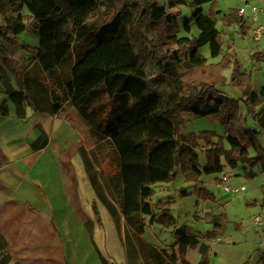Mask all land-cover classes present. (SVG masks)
<instances>
[{
    "label": "trees",
    "instance_id": "16d2710c",
    "mask_svg": "<svg viewBox=\"0 0 264 264\" xmlns=\"http://www.w3.org/2000/svg\"><path fill=\"white\" fill-rule=\"evenodd\" d=\"M165 1L167 8L158 0H0V35L18 46L19 36L28 31V17L38 39L37 47L20 45L29 53L22 65L0 52L19 88L12 87L1 67L0 87L17 119H25L31 106L37 113L66 121L72 111L81 120L86 147L79 146L76 153L117 234L123 228L126 264H190L186 251L195 248L200 255L197 264H210V246L201 242L211 244L224 236L226 215L214 216L204 234H186L184 227H174V244L160 250L143 238L146 228H170L176 219L170 212L171 200L151 202L152 187L174 182L180 171L201 200L216 203L201 177L221 174L222 160L231 169L239 163L264 165V110L257 113L259 103L264 104V88L257 101L251 74L242 70L230 48L224 49L216 0ZM204 5H209L208 13ZM182 7L191 10L183 26ZM221 24L238 27L243 36L249 31L236 9L224 15ZM193 26L197 36H190ZM204 47L217 62L200 54ZM226 71L241 98L231 99L221 90ZM187 113L216 116L226 138L207 130L182 135V114ZM0 115H8L7 102L0 104ZM250 118L255 119L253 124ZM47 145L42 133L32 149L38 152ZM200 148L204 164L197 153ZM246 150L255 156L247 158L242 154ZM190 196L185 191L179 194ZM92 210L100 223L96 202ZM92 225L91 220L83 222L99 263L116 264L99 251ZM11 262L8 243L0 234V264Z\"/></svg>",
    "mask_w": 264,
    "mask_h": 264
},
{
    "label": "rangeland",
    "instance_id": "374dc122",
    "mask_svg": "<svg viewBox=\"0 0 264 264\" xmlns=\"http://www.w3.org/2000/svg\"><path fill=\"white\" fill-rule=\"evenodd\" d=\"M192 1L189 0V2ZM246 1H248L250 7H256L262 13L264 12V0H216L217 11L220 13L217 29L224 32V49L230 48L242 70L251 74L253 92L257 101H260V94L264 88V29L260 42H254L252 34L254 24L253 26H247L250 31L245 36L240 34L238 27L224 28L221 24V18L224 15L228 14L231 9H241L245 6ZM158 4L167 8L165 0H158ZM180 9L182 16L179 23L183 26L190 18L191 10L186 7ZM202 9L205 13H208L209 5H204ZM23 14H27L26 11ZM26 24L28 31L19 38L20 43L18 46L11 45L0 35L1 54L7 59L17 61L20 65L24 64L26 60L24 56H29V53H25L20 49V45L34 46L37 43V37L31 32V19L28 17L26 18ZM256 26L264 27V16L262 14L258 15ZM197 34V29L193 26L190 36H197ZM181 36L186 35L182 33ZM89 47L91 45L81 49L84 50ZM23 53L26 55H23ZM200 54L207 58L208 62L218 61V59H210L208 47L202 48ZM0 67L8 77L10 84H14L16 88H19L15 73L4 64L1 56ZM224 76L226 84L221 90L231 99L241 98V93L234 89L229 82L230 71H226ZM32 90L33 86L29 85L27 93L31 95ZM259 104L258 114L264 109V104L261 102ZM244 112L245 107L241 104V113L244 114ZM13 114L12 109V116ZM215 117L209 118L201 114L191 113L182 114L185 124L181 134L186 135L207 130L213 131L225 139L226 132ZM50 118H47L44 114L30 113L23 121L10 118L0 121V134L4 142L9 145L8 147L12 152L10 156L13 160L29 155L30 145L42 133L47 136L48 143L50 142L37 161L36 174L34 173L36 178L32 177L43 188L47 202L46 206L43 205L44 208L41 204L42 201L37 200L36 202L40 209V218L47 220L52 218L56 222L65 244V250L70 254L74 264H99L86 229L82 224L87 220L92 221L93 239L101 254L112 262L115 261L118 264L124 262L126 264L123 228L121 234H117L107 211L96 199L86 179L80 157L76 153L79 146L84 145L86 147V140L82 135L85 131L83 123L72 111L67 115L70 121L55 117ZM250 122L253 124L255 119L250 118ZM199 144L201 147L204 146L203 142H199ZM224 146L226 149L228 148L225 142ZM197 153L201 163H203V148H200ZM242 154L247 158L255 156L252 150L243 151ZM222 162L226 167L224 180H221L220 184L215 179L210 178L211 176H204L201 182L203 186L205 185L204 188L209 190L212 195L214 194L213 196H215L217 202L222 201L224 203L228 201L226 209L216 210L217 207L211 202L201 200L198 197L197 193L199 191L197 188L192 183H186L180 171H178L174 182L157 184L152 187L155 195L151 200L153 204L157 201L166 202L171 200L170 208L172 214L176 217V224L170 228H163L159 225L147 227L145 240L154 242L158 248L166 249L175 242L171 234L174 227L178 229L184 227L185 231L188 229L190 233L194 234L196 232H207L211 228L209 219L210 211L213 210L214 214L224 213L228 223L227 236L213 242L210 247L211 254L212 252L215 254L214 257L210 258V264H243L246 261L248 264H260V259L264 257V231L253 224V219L264 210V165L255 163L254 166H249L246 163H239L237 169L232 170L224 160ZM238 170L244 175H231ZM226 175H228L227 178L229 177L227 184ZM19 178L20 176H15V179ZM21 186L18 190L19 196L28 198L32 194L29 181L25 180ZM224 187L230 188L231 192H223L222 188ZM241 187L245 188L244 192L240 191ZM182 191L192 192L195 197L197 196L200 203L193 200L192 193L190 198L179 197ZM93 202H96L100 223H97V218L93 214ZM199 204L203 205L201 209ZM57 235L56 238L58 239L59 236ZM197 253L198 248L187 250V259L193 264L197 260H195Z\"/></svg>",
    "mask_w": 264,
    "mask_h": 264
},
{
    "label": "crops",
    "instance_id": "0c3cea01",
    "mask_svg": "<svg viewBox=\"0 0 264 264\" xmlns=\"http://www.w3.org/2000/svg\"><path fill=\"white\" fill-rule=\"evenodd\" d=\"M259 14H262V16H264V12L263 13L260 12ZM258 15H257V21H258ZM245 24L246 26H249V25L252 26V24L247 22L246 20H245ZM249 31H250V28H249ZM23 35L24 34H22L21 36ZM21 36H19V38ZM37 45H38V39L34 47H37ZM23 55H26V54L23 53ZM24 57L25 59L29 58V56H24ZM12 87L18 90V88H16L14 84H12ZM2 102H7L8 115L5 117L0 115V121H2V119H7V118L17 119L15 117L14 105L10 101H8V99L6 98L4 94L2 87H0V104ZM12 109L14 111L13 116H12ZM263 110H261V112ZM30 113L36 114L37 112H35L31 106L28 107L26 110V117L25 119H22V121L26 120V118L29 116ZM40 114H43V113H40ZM44 115H46V117L49 119H51L50 117H52L47 114H44ZM212 117L214 116H210L209 118H212ZM17 120H20V119H17ZM199 142H202V141H199ZM49 144L50 142L44 149L38 152L33 151L32 145H30L31 150H30L29 155H26L20 159L13 160L10 156L12 152L10 151L8 147L9 145L7 144V142H4L3 137L0 134V234L5 238V240L8 243V252L11 255L12 263H15V262L20 263V264H72L73 263V259H71L70 254L67 253V251L65 250V244L62 239V235L57 227L56 222H54L52 218L48 220L40 218V209L37 206L38 203H36L37 200H40V202L42 201L41 202L42 206L43 205L46 206V203H47L45 200L46 198H45V193L43 191V188L41 187V185L37 183L35 179H32V177H35L34 173L36 174L37 161L41 158V155L43 154L45 149L49 146ZM202 164H204V162ZM225 167L226 166L224 165V170H225ZM34 168H35V171H34ZM236 169L237 168L232 169V170H236ZM224 170L221 174L212 175L210 178L224 180L223 179V176L225 174ZM16 175L20 176V178L15 179ZM220 175L222 176L220 177ZM231 175L239 176V175H244V174H241V172L238 170L237 172H234ZM227 176L228 175H226V178ZM203 178L204 176L201 177V181L203 180ZM228 179L229 177L226 180V184L228 182ZM25 180H28L31 185L30 190L32 191V194L28 198L19 196V193H18L19 188L22 187L21 184H23ZM222 191H223V188H222ZM72 192H74V190H72ZM189 193H192V192H189ZM192 198L196 202L200 203L197 196L195 197V194L193 193H192ZM212 204L217 207L216 210H220L221 208L222 210H225L226 205L228 204V201L223 203L222 201L217 202L216 200V203H212ZM42 206L40 207L42 208ZM201 206L203 205L199 204L200 209H201ZM170 212L172 214L171 208H170ZM210 213L211 215H210L209 220H210L211 227H212V218L220 214H214L213 210H211ZM221 214H224V213H221ZM172 215L173 217H175L174 214ZM200 219L202 220L203 218L201 217ZM146 230H145V233H146ZM185 232L186 234H194V233H190L188 229H186ZM56 233L57 234L59 233V235H57ZM198 233L204 234L205 232L203 233L196 232L195 235ZM226 233H227V228H226V231L223 237L227 236ZM56 235L59 236L58 239L56 238ZM143 238L145 239V234ZM146 241L151 245L154 244V242L150 240H146ZM201 244L209 245L211 247L213 243L208 244L206 242H201ZM153 246L158 248L156 244H154ZM158 249L162 250L164 248H158ZM214 256L215 254L213 252L211 254L210 252V258ZM187 258L188 256H187V251H186V259ZM195 260H196L195 264H197L200 260L199 252L197 253L195 257ZM187 261L190 264H193L188 259ZM110 262L112 261L110 260ZM114 263L118 264L115 261ZM120 264H124V262H121Z\"/></svg>",
    "mask_w": 264,
    "mask_h": 264
},
{
    "label": "built area",
    "instance_id": "2783aa9c",
    "mask_svg": "<svg viewBox=\"0 0 264 264\" xmlns=\"http://www.w3.org/2000/svg\"><path fill=\"white\" fill-rule=\"evenodd\" d=\"M248 11V13H246ZM258 8L250 7L248 2H245V6L238 10V14L240 17L244 18L247 22L251 23L252 26L254 24V29L252 31L253 41L260 42L263 36V26H256L257 15L260 13ZM245 188L241 187L240 191H244ZM223 191L228 193L231 192L230 188L224 187ZM253 224L264 231V210L261 211V214H258L253 219Z\"/></svg>",
    "mask_w": 264,
    "mask_h": 264
}]
</instances>
